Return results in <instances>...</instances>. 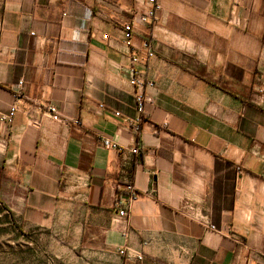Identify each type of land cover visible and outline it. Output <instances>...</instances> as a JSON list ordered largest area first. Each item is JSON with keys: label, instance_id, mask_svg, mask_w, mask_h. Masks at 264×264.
<instances>
[{"label": "crops", "instance_id": "0c3cea01", "mask_svg": "<svg viewBox=\"0 0 264 264\" xmlns=\"http://www.w3.org/2000/svg\"><path fill=\"white\" fill-rule=\"evenodd\" d=\"M157 1L127 44L144 0H0V201L85 264H264V0Z\"/></svg>", "mask_w": 264, "mask_h": 264}, {"label": "rangeland", "instance_id": "374dc122", "mask_svg": "<svg viewBox=\"0 0 264 264\" xmlns=\"http://www.w3.org/2000/svg\"><path fill=\"white\" fill-rule=\"evenodd\" d=\"M0 264H85L45 229H29L0 201Z\"/></svg>", "mask_w": 264, "mask_h": 264}, {"label": "built area", "instance_id": "2783aa9c", "mask_svg": "<svg viewBox=\"0 0 264 264\" xmlns=\"http://www.w3.org/2000/svg\"><path fill=\"white\" fill-rule=\"evenodd\" d=\"M160 5L157 0H144L142 9L140 11H134L133 16H132V21L126 23L123 27L124 35H125V40L128 43H130L132 37H133V22H139L141 24H147L150 23L151 21L154 20L156 12L160 9ZM143 51L145 53V56L147 59H150L154 56V50L151 46L150 42H146L143 44ZM130 61L133 67L131 68L130 74H131V79H130V85L134 88L135 91V106H136V111L139 115L137 118L136 122L139 123L142 120L143 115L145 114V107L147 103H149L151 100L146 94V91L148 88L154 87V83L152 81H149L146 77V75L139 69H137L134 65L139 63V58L136 55H131L130 56ZM22 85V81L19 82V86ZM46 111L51 114L52 119L56 122L69 125L72 122L66 118H63L56 114L55 109L53 107L48 106L46 108ZM16 112V108L12 107L10 109V112L8 115L2 117V121L5 123H9L14 114ZM73 124L79 125L78 121H74ZM136 130L139 131L138 126L136 127ZM102 145L106 149H114L118 151L119 153H124L125 149L118 146L117 144L111 142L109 139H102L101 141ZM140 147L136 146L130 150V153L133 155L139 154ZM127 191L129 192L127 198H126V203L128 206L126 208H122L118 211L119 217L126 218L129 216L130 213V205L135 199L138 197V193L135 190V188L131 185H128L126 187ZM211 230L216 231V227L214 225L209 226ZM124 252H121L123 254ZM138 259H141V257H138Z\"/></svg>", "mask_w": 264, "mask_h": 264}, {"label": "trees", "instance_id": "16d2710c", "mask_svg": "<svg viewBox=\"0 0 264 264\" xmlns=\"http://www.w3.org/2000/svg\"><path fill=\"white\" fill-rule=\"evenodd\" d=\"M129 192L127 189H120L117 187L116 191V209L119 211L122 208H126V198L128 196Z\"/></svg>", "mask_w": 264, "mask_h": 264}]
</instances>
